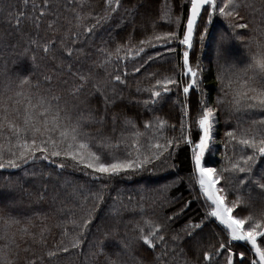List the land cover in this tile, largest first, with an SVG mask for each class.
Listing matches in <instances>:
<instances>
[{"label": "trees", "instance_id": "1", "mask_svg": "<svg viewBox=\"0 0 264 264\" xmlns=\"http://www.w3.org/2000/svg\"><path fill=\"white\" fill-rule=\"evenodd\" d=\"M34 2L39 6L35 11L32 7ZM48 2L50 7L44 9L45 14L36 27L31 18L44 8L43 0H0V104H7L9 118L22 123L23 108L27 103L25 97L30 95L32 103L44 97L54 106L67 108L73 120L81 112L84 115L92 112L95 121L88 122L83 130L95 138L94 150L97 139L109 138L113 147L100 150L106 159L135 158L136 150L131 146V133L135 130L144 133L138 145L141 154H149V145L157 141L164 144L167 139L175 138L179 146L174 144L161 159L154 160L142 171L111 179H94L86 174L91 172L90 169L71 159L50 157L44 160L39 158V154L37 158L21 163L19 168L0 169V253H6L14 264H107V257L115 258L114 254L121 251L120 242L124 241L131 242L132 246L131 253L121 257L126 264H161V261L163 264H184L185 256L181 249L187 253V258L196 261L199 256L202 261L203 251L208 250V245L219 247V242L226 240L228 233L215 218H205L209 210L196 182L192 159L194 145L201 135L196 121L203 106L216 109L212 140L202 159L205 167L219 171L230 167V160L252 154L251 149L231 140L226 133L235 131L239 136L243 130L250 129L251 135L258 127L253 121L264 119L260 109H236L230 103L237 74H242L255 51L251 39H264L261 36L264 31V2L238 0L242 5L251 6H241L237 11L243 19L233 23H247V29L233 30L228 20L219 15L208 22L207 14L202 10L203 19L198 18L192 49L179 44L186 29L190 0H121L120 7L111 13L110 19L102 21L91 33H84L83 27H75L76 13L73 9L81 15L91 12L85 21L91 25L96 22L93 17L103 16L106 10L111 11L106 8L105 0ZM219 3L223 4L224 0H219ZM19 13L24 16L16 26L15 18ZM168 15L172 17L171 22ZM177 16L180 17L179 25L175 22ZM50 23L52 27H49ZM170 31L177 32V40L153 41V46H144L145 50L139 56L133 54L120 59L114 55L111 63L100 66L105 59V52L101 49L115 53L120 47L119 57H125L128 48L131 47L135 53L141 47V40ZM72 32H77V36L73 37ZM225 33L229 37L224 41L225 54L233 48L239 55L232 63L222 59L225 55H217V44ZM201 35L205 37L203 41ZM62 39L72 48L71 56L61 48ZM73 39L75 43H71ZM31 40L39 44L51 40L52 50L45 54L41 48L31 44ZM26 48L27 53L24 52ZM170 48L174 51H169ZM181 49L189 51L190 66L199 69L198 83L190 88L187 95L183 93V87L189 84L191 77L182 75ZM33 55L35 61L32 60ZM135 68L141 70L136 72ZM79 74L89 79L83 82L84 87L78 97H74V88L82 83ZM46 75L52 79L46 81ZM115 75H120L125 83L113 81ZM24 76L30 78L31 85H20L19 81ZM166 76L177 79L178 86H170L168 93H162L153 102L150 92L145 89ZM230 80L233 82L231 87ZM95 86H99L104 95L96 91ZM17 92L24 95L16 96ZM53 96L59 99L51 100ZM15 100L21 103L14 104ZM201 100L204 105L200 104ZM14 109H19L20 116ZM185 111L187 115H184ZM3 115L4 108L0 107V116ZM159 120L166 121L162 131L145 129L146 122L155 125ZM126 121L134 123L136 129ZM184 136H190L192 142L185 143ZM5 142V138L0 137V143ZM129 153H132L131 157ZM5 158H10L7 153ZM61 163L65 165L63 168L58 167ZM257 164L254 171L259 174L264 171V161L258 159ZM221 174L223 179L218 187L228 190L227 202L231 204L237 196L248 202L247 207L241 206L234 215L243 217L264 211V191L239 184V180L245 179V174ZM95 192H102L104 197L99 207L90 195ZM92 209H95L93 220L82 237L81 247L48 257L47 253L55 251L62 239L68 243L70 237L62 235L65 227L71 235L78 231L70 221L86 217ZM7 218L19 223L5 225L4 219ZM146 219L163 226L160 235L165 237V241L154 249L136 240V225L139 223L146 227ZM190 224H201L192 239L184 231ZM25 227L35 235V240L32 236L22 238L21 230ZM42 229L45 243H40ZM105 233L108 234L107 239ZM177 235L182 239L173 241L172 237ZM13 238L15 243L10 242ZM198 239L203 240L199 253L191 248L193 240ZM6 244L7 248L4 247ZM222 251L223 255L215 258L214 264H225L227 251ZM232 251L234 262L240 260L241 252L245 253L243 264H251L256 258L250 245L243 241H233ZM164 252L168 255L162 256Z\"/></svg>", "mask_w": 264, "mask_h": 264}, {"label": "snow or ice", "instance_id": "2", "mask_svg": "<svg viewBox=\"0 0 264 264\" xmlns=\"http://www.w3.org/2000/svg\"><path fill=\"white\" fill-rule=\"evenodd\" d=\"M25 2H27V0H25ZM262 2H264V0H262ZM43 3L44 8L40 9L39 15L31 18L36 22V27H39V21L45 14L44 9L50 7L48 0H43ZM105 4L106 8L111 9V11L106 10L103 16L93 17L96 22L91 25L85 24V21L91 16V12L81 15L80 12L73 9L76 13L74 17L76 21L75 27L77 29L83 27L84 33L93 32L102 21L110 19L111 13L115 12L117 8L120 7L121 0H105ZM241 6L250 7L251 5L246 3L242 5V2H238V0H224L223 4L219 3V0H190L186 29L183 33V38L179 39V43L187 46V49H192L193 35L198 26V18L203 19L202 10L207 14L208 22H210L214 16L219 15L228 20L229 27L233 28V30L247 29V23H233L235 20L243 19L237 11ZM32 7L35 11L39 6L34 2ZM23 16V13H19L16 16V26H19ZM171 20V15H168V21L171 22ZM175 22L177 25L180 24L179 16L175 18ZM49 27H52L51 23ZM205 31H207V25H205ZM77 34V32L71 33L73 37L77 36ZM261 36H264V31L261 32ZM204 38V35H201V41H203ZM228 38L227 33L221 36L217 44L218 57H223L225 55L224 41ZM177 39L178 34L176 31L154 35L148 39L141 40L139 42L141 47H138L135 53H133L131 47L128 48L125 57H119L120 47H117L115 53L101 49L102 52H105V59L101 61L100 66L111 63L114 55L120 59L127 58L133 54L139 56L140 53L144 52V46H153V41L158 43L160 41L169 42ZM241 39L243 40V37H241ZM251 42L255 44V51L251 53L250 61L242 70V74H237V80L233 88L232 100L230 103L236 109H260L261 113L264 114V39L253 37ZM30 43L41 48L45 54H48L53 46V41L51 40L43 44H39L36 40H31ZM71 43H75V39H73ZM61 48L66 51L69 56L72 55V48L68 47L63 39L61 40ZM169 51H174V49L170 48ZM24 52L27 53L28 49L26 48ZM157 55H159V53H157ZM35 59L36 57L33 55L32 60L35 61ZM148 59L151 60L153 58L148 57ZM140 70V68H135L136 72ZM182 75L191 77L189 84L183 87V93L187 95L189 94L190 88L198 83L197 77L199 75V69H193L190 66L188 50L183 52ZM44 79L50 81L52 77L46 75ZM79 79L82 83L74 88L72 92L74 97H78L84 87L83 82H87L89 77L79 74ZM112 79L121 84L125 83L120 75H115ZM19 83L20 85H31V80L28 76H24L20 79ZM178 83L177 79L166 76L163 79H157L154 85L145 90L150 92L153 102H155V99L161 97L162 93H168L171 90L170 86H178ZM232 84L233 82L230 80L229 87H231ZM95 87L96 91L104 95L99 86ZM158 88L160 90H157ZM15 95L21 96L24 94L22 92H17ZM25 99L27 103L23 108L22 123L17 122L15 119H10L7 113V104H0V107L4 108V115L0 116V137H4L6 141L5 143H0V169L19 168L21 163L33 160L37 158L39 154V158L44 160H48L50 157L71 159L77 164L83 165L85 169H90L91 172L86 174L93 176L94 179H100L101 177L111 179L121 176L122 174L142 171L146 166L151 165L154 160L161 159L164 153L167 152L169 148H172L174 144L179 146V141L175 138L167 139L164 144L157 141L149 145V154H141L138 145L139 139L144 133L135 130L131 133V146L136 150L135 158L121 159L112 157L106 159L100 150L113 147L109 142V138L101 137L97 139L95 143L96 150H94L93 140L95 138L92 134L83 130L88 122L95 121V116L92 112H89L87 115L81 112L80 115L73 120L67 108H61L58 105L54 106L49 101L45 100L44 97H40L37 103H32L30 95L26 96ZM50 99L57 100L59 97L53 96ZM105 102L106 104L108 102L107 96H105ZM13 103L18 105L21 101L15 100ZM144 103L147 104L148 101ZM200 104L204 105L205 102L201 100ZM73 107L76 106L73 105ZM186 108L187 105H185V109ZM14 110L16 111V115L20 116L21 113L19 109ZM215 112V108L208 106L202 107V114L196 121L201 135L199 136V141L194 145L192 159L195 165V173L197 174L196 182L199 185L201 194L210 202L209 206L211 210L206 213L205 218H215L220 225L224 226V229L228 233V237L226 240H221L219 242V247H216L214 244H209L208 250L203 251L202 261L199 256H197L196 261L187 258V253L184 249H181V254L185 256L184 264H214L215 258L223 255L222 250L227 251L225 264H243L245 259V253L243 252L239 254L240 260L234 262V253L232 251L233 241H243L250 245L251 251L255 253L256 257L252 259L251 264H264V246H262V244H264V211H261L258 215L253 213H249L243 217L234 215L235 210L241 206L247 207L248 202L242 197L237 196L236 199L229 204L227 202L228 190L218 187L223 179L221 173H243L245 174V179L239 180L240 185L255 186L264 191V171H261L259 174L254 171V167H258V159L264 161V119L253 121V124L258 125V127L256 131L251 132V135H249L250 129L243 130L239 136L235 131L226 133L231 140L236 141L245 148L251 149L252 154L247 156L242 155L235 161L230 160V167L218 171L216 168L205 167L202 164L205 151L209 149L212 140L211 132ZM61 113L64 114L61 115ZM184 115H187V111H185ZM102 119L103 118H101V122ZM113 120H115V117H113ZM126 123L131 125L133 129H136V125L131 121H126ZM165 124L166 121L159 120L155 125L152 122H146L144 127L145 129L155 128L156 131H162ZM183 127L184 125L182 122V131ZM6 133H10V136H6ZM183 140L185 143L192 142L190 136H184ZM6 153L10 158H5ZM109 155L111 154L109 153ZM128 156L131 157L132 153H129ZM64 166L63 163L58 165V167L61 168ZM90 195L97 202L96 207H99V203L104 199L102 192L90 193ZM87 199L88 197H85V200ZM94 212L95 209H92L88 212L86 217H82L80 220L72 219L70 223L73 225V228L78 229V231L75 232V235H71L67 227H65L62 235L66 238L70 237L68 243L65 244L62 239L58 248L55 251H49L47 256L56 257L60 253H68L70 249H79L83 243L82 237L92 223ZM169 219H171V217H169ZM4 223L5 225L18 224L19 221L13 218H7L4 219ZM144 224L146 227L141 226L139 223L136 225L138 232L136 240L138 242H142L143 245H146L148 248L154 249L157 247L158 243L165 241V237L160 235L163 229L162 225L147 219L144 221ZM200 227L201 224L186 225L184 229L185 234L189 239H192L195 236V230ZM43 233L44 230L42 229L40 243H45ZM21 236L22 238L23 236H32L35 240V235L31 233L27 227L21 230ZM107 237L108 234L105 233V238L107 239ZM172 239L176 241L182 239V237L177 235L173 236ZM258 240L260 243H258ZM10 242L15 243V239L13 238ZM120 244L122 246L121 251L114 254L115 258L111 255L108 256L107 264H126L121 257L126 253H131V242L121 241ZM4 247L7 248L8 245L6 244ZM18 247L19 245H17V248ZM202 247V239L193 240L191 244L193 251L199 253ZM25 251H27V249H25ZM161 255L166 256L168 253L164 252ZM0 264H14V262L7 258L6 253H0ZM161 264H163V261H161Z\"/></svg>", "mask_w": 264, "mask_h": 264}, {"label": "rangeland", "instance_id": "3", "mask_svg": "<svg viewBox=\"0 0 264 264\" xmlns=\"http://www.w3.org/2000/svg\"><path fill=\"white\" fill-rule=\"evenodd\" d=\"M180 44V43H179ZM181 45V44H180ZM181 46H183V47H185V45H181ZM236 49H233V48H229L228 49V51H227V53L225 54V56L222 58L223 60H226V61H230L231 63L233 62V61H235L236 59H238V57H239V55L238 54H236ZM181 52H182V54H183V52H184V50L182 51V49H181ZM230 65H232L233 66V64H230ZM211 136H212V134H211ZM194 150V149H193ZM195 166V165H194ZM204 201H205V204H206V206H207V208H208V210L210 211L211 210V208H210V202H208L207 200H206V197L204 198Z\"/></svg>", "mask_w": 264, "mask_h": 264}]
</instances>
